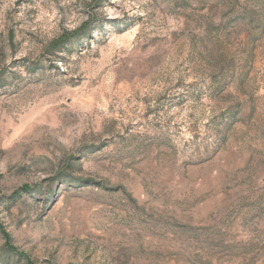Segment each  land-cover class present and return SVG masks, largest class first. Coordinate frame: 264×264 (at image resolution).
Here are the masks:
<instances>
[{
	"label": "rangeland",
	"instance_id": "rangeland-1",
	"mask_svg": "<svg viewBox=\"0 0 264 264\" xmlns=\"http://www.w3.org/2000/svg\"><path fill=\"white\" fill-rule=\"evenodd\" d=\"M0 264H264V0H0Z\"/></svg>",
	"mask_w": 264,
	"mask_h": 264
},
{
	"label": "trees",
	"instance_id": "trees-1",
	"mask_svg": "<svg viewBox=\"0 0 264 264\" xmlns=\"http://www.w3.org/2000/svg\"><path fill=\"white\" fill-rule=\"evenodd\" d=\"M78 32H76L75 34V38H77V37H79L78 36V34H77ZM81 36H83V37H86V38H88L89 36L87 35V32H82L81 34H80ZM75 38H71L70 39V37L69 38H66V39H64L63 41L61 40L58 44H56L55 45V48L57 49V48H60V47H62L64 44H66V43H69V42H72V41H75Z\"/></svg>",
	"mask_w": 264,
	"mask_h": 264
}]
</instances>
